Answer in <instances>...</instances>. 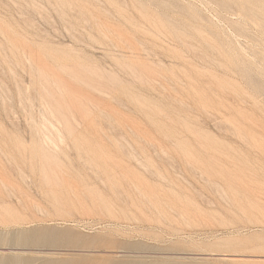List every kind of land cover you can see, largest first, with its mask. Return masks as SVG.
<instances>
[{
  "label": "rangeland",
  "instance_id": "rangeland-1",
  "mask_svg": "<svg viewBox=\"0 0 264 264\" xmlns=\"http://www.w3.org/2000/svg\"><path fill=\"white\" fill-rule=\"evenodd\" d=\"M0 259L264 264V0H0Z\"/></svg>",
  "mask_w": 264,
  "mask_h": 264
},
{
  "label": "bare ground",
  "instance_id": "bare-ground-1",
  "mask_svg": "<svg viewBox=\"0 0 264 264\" xmlns=\"http://www.w3.org/2000/svg\"><path fill=\"white\" fill-rule=\"evenodd\" d=\"M0 263H2V259H0ZM166 263V262H165Z\"/></svg>",
  "mask_w": 264,
  "mask_h": 264
}]
</instances>
